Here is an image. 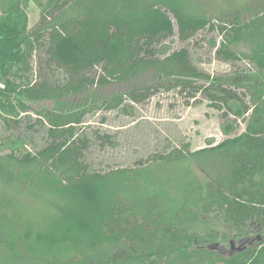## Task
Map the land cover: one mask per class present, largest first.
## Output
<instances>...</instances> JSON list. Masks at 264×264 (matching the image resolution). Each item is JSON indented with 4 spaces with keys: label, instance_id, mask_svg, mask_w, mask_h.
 Instances as JSON below:
<instances>
[{
    "label": "trees",
    "instance_id": "1",
    "mask_svg": "<svg viewBox=\"0 0 264 264\" xmlns=\"http://www.w3.org/2000/svg\"><path fill=\"white\" fill-rule=\"evenodd\" d=\"M189 1L34 0L40 9V19L29 31L25 13L29 0H0V111L9 116L17 115L19 109H27V102L44 100H52L55 109H63L60 114H44L53 128L50 136L61 142L42 150L38 158L26 154L18 159L12 153L0 157V248L8 247L12 257L18 259L12 248L14 244L24 242L31 257L38 255L40 264H159L161 257H165L163 264H213L218 261L264 264V242L220 259L213 248H204L205 243L215 240L213 227L208 226L209 231L204 234L198 228L204 225L203 216L212 215L214 220L236 227V234L231 238L240 245L248 240L245 226L248 222L256 221L264 229V17L240 22L237 11L231 13L234 22L224 33L217 54L227 60H238L240 56L231 51V47L246 41L249 55L245 57L256 72L232 80L244 82L255 107L243 133L189 155L198 163L202 162L197 167L200 166L204 180L202 184L195 180L189 182L184 177L183 181L192 186L188 185L189 196H185L184 204L171 205L167 196H161L159 203L146 191L136 195L139 201L135 205L124 204L117 194L110 195V181L126 183L145 176L144 171L152 166L101 176L88 173L77 161V148L63 149L72 136L70 126L80 120L79 115L71 112L73 107L67 109L72 103L64 100L68 95L76 96L89 90L88 85L91 86L93 80L85 73L93 67L101 66L102 69L99 87L112 80L136 78L150 69L157 79L166 82L173 79L183 86L190 83V78L203 77L189 66L185 50L162 61L151 57L152 44L173 34L169 15L175 20L181 39L208 24L211 29L215 28L207 18L190 9ZM218 28L220 33L224 32V27ZM40 46L48 62L68 74L64 87L50 86L46 82L32 87L15 83L26 80L32 53ZM203 79L209 85L202 92L213 101L212 106L218 108L217 104L222 103L235 117H244L248 109L234 94L221 89L220 80ZM190 89L198 91L192 86ZM14 95L15 105L10 101ZM129 96L138 100L146 95L132 90ZM120 100L115 96L107 105L115 106ZM62 127L66 129L61 130ZM232 130L233 124L223 126L225 134ZM184 159L181 151L155 158L162 160L158 164L169 167ZM49 161L52 162L50 166L43 167V162ZM30 165L31 173L25 171ZM16 166L20 168L17 176L14 174ZM4 185L6 190L15 186V194L21 189L34 198L56 194L60 199L55 206L57 213L46 225L37 223L34 227L38 228L37 233L33 232L31 237L29 231L16 234L15 228L23 223V211L15 205L11 194L4 191ZM222 236L229 239L226 234ZM132 241L137 243H130ZM72 252L78 253L80 262L60 261ZM22 261L31 263L28 257ZM2 262L12 264L11 259L4 258Z\"/></svg>",
    "mask_w": 264,
    "mask_h": 264
},
{
    "label": "rangeland",
    "instance_id": "2",
    "mask_svg": "<svg viewBox=\"0 0 264 264\" xmlns=\"http://www.w3.org/2000/svg\"><path fill=\"white\" fill-rule=\"evenodd\" d=\"M189 7L207 18L215 28L211 29L208 24L188 38L181 39L175 20L169 15L173 24V34L152 44L151 57L162 61L173 53L185 50L189 66L196 70L198 75L209 80H220L221 89L234 94L237 101L244 104L248 109L244 117H235L222 103L217 104L218 108L212 106L213 101L202 92L209 85L203 77L190 78V83L183 86L173 79L167 82L157 79L156 73L151 69L145 70L136 78L112 80L109 84L99 87L98 79L102 76V69L101 66L93 67L85 73L86 77L93 80V84L88 85L89 90L76 96L68 95L69 97L64 100L68 101V104L72 103L67 109L73 107L71 112L79 115L80 120L79 123L70 126L73 129L72 136L67 139L63 149L77 148V161L88 173L103 176L152 166L144 171L146 178L140 176L134 180H127L126 183L110 181L108 184L110 195L117 194L124 204L135 205L139 201L136 195L144 191L150 196L153 195L152 197L159 203L161 196H167L168 200L171 199L167 201L171 205L184 204L185 196L188 198L189 188L192 187L189 182L195 180L196 183H202L204 180V175L199 170L200 166L197 167L202 162L198 163L189 155L243 133L251 111L255 107L253 96L244 86V82L240 79L237 82L232 80L256 72L254 65L245 57L249 55L248 44L242 41L231 47V51L240 56L238 60L225 59L217 54V49L224 39V33H227L234 22L231 13L237 11L240 22H247L254 17L262 18L264 0H190ZM25 13L28 18V30L31 31L40 19V9L34 0H29ZM219 26L224 27L223 33L219 32ZM32 56L26 80H16V84L21 82L22 87H32L39 82L58 87L66 85L68 74L48 62L41 46L34 50ZM141 56L144 57L143 53ZM191 86L198 91L193 92ZM132 90H137L146 96L133 100L129 96ZM84 96H88L87 99H84ZM115 96L121 98L120 102L108 107V102ZM10 101L16 104L15 95ZM26 106L27 109H19L17 115L9 116L0 111V157L12 153L18 159L26 154L38 158V153L42 150L62 141L50 136L49 131L53 128L44 114H60L63 109H55L52 100L39 103L27 102ZM225 124H233V130L228 134L223 132ZM65 129V127L61 128V130ZM175 151H181L185 159L171 167L158 164L162 163V160H155L156 157H165ZM50 163L52 162H43V167H49ZM155 164L161 166L153 167ZM30 167L31 165L25 171L30 172ZM14 169V174L17 176L20 168L16 166ZM55 174L58 172L56 171ZM184 177L190 181L184 180V182ZM62 184H66L64 179ZM4 187V191L14 198L15 205L23 211H20L23 223L20 222V226L15 228L16 234L29 231V236H32L38 230L34 228L37 223L40 226L46 225L57 213L55 206L60 199L56 194L34 198L21 189L15 194V186L7 190L5 185ZM161 203L163 204L162 201ZM145 205H148V201ZM202 220L204 225L200 224L198 228L203 234L209 231L208 226L213 227L215 231V240L210 244L205 243L204 248H213L220 259L234 256L241 248H252L257 243L264 242V229L258 226L256 221L245 225L248 240L240 245L237 240L232 239L236 234V227L230 226L229 223L224 224L222 220L216 221L212 215L203 216ZM224 234L231 240H225V236L224 238L222 236ZM12 248L18 259L12 257L8 247H1V264L4 258L11 259L12 264H25L22 260L26 257L30 260V264H40L38 263L40 261H37L38 255L33 254L31 257L24 242L14 244ZM77 255L78 253L72 252L67 259L64 256L60 261L80 262ZM164 260L165 257H161L158 263L163 264ZM213 264L225 263L218 261Z\"/></svg>",
    "mask_w": 264,
    "mask_h": 264
}]
</instances>
